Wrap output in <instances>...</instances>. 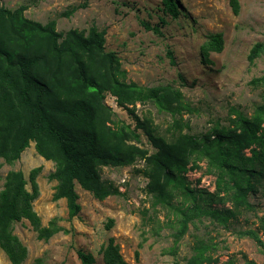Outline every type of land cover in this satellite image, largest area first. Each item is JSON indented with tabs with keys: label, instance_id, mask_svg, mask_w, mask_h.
<instances>
[{
	"label": "trees",
	"instance_id": "16d2710c",
	"mask_svg": "<svg viewBox=\"0 0 264 264\" xmlns=\"http://www.w3.org/2000/svg\"><path fill=\"white\" fill-rule=\"evenodd\" d=\"M0 0V160L15 164L33 142L37 153L55 164L50 179L57 181L55 200L65 199L71 218L81 212L76 186L103 201L118 195L112 183L102 179L105 167L126 168L138 161L144 163L142 173L148 180L146 192L154 207L174 212L169 221L177 244L188 232L189 225L210 216L228 226L242 210L252 209L248 197L257 192L264 181V95L251 117L234 111L227 127L215 126L201 142L185 132L183 112L192 111L179 89L171 86L144 87L127 81V72L115 52L106 50V31L92 26L87 32L57 30V22L46 24L25 16V7L7 9ZM88 1V0H86ZM163 9L173 18L180 14L176 0H162ZM238 15V0H230ZM85 3L82 7H86ZM76 8L65 15H71ZM147 29L159 32L144 24ZM221 34L211 35L201 47L204 64H212L210 54L223 51ZM264 54V44H256L249 55L250 63ZM254 86L264 89V76L253 79ZM111 95L116 105L127 111L134 128L115 119L106 103ZM155 103L173 118L170 135L158 133L151 112L137 114V106ZM142 132L154 152L142 147ZM249 151L251 156H246ZM203 154L216 165L217 190L214 193L190 188L185 174L195 155ZM198 168L197 164L190 170ZM41 168L30 174L31 191L21 170L10 171L0 191V248L11 264H23L27 248L14 234V225L27 220L38 239L48 241L60 229L54 224L43 227L33 203L39 196L37 176ZM224 188H227L224 190ZM224 190V191H223ZM225 192V193H223ZM182 195V196H181ZM182 197L178 206L175 200ZM205 201L225 204L231 208L208 209ZM113 223L107 225L109 229ZM264 231V219H261ZM242 236L253 239L264 255V241L258 232L246 230ZM264 235V234H263ZM218 244L196 237L193 255L186 264H219ZM83 264H94L91 255L79 252ZM105 264H129L120 247L111 238L103 250ZM174 264H181L175 261ZM223 264H235L228 260ZM246 264H256L247 260Z\"/></svg>",
	"mask_w": 264,
	"mask_h": 264
},
{
	"label": "rangeland",
	"instance_id": "374dc122",
	"mask_svg": "<svg viewBox=\"0 0 264 264\" xmlns=\"http://www.w3.org/2000/svg\"><path fill=\"white\" fill-rule=\"evenodd\" d=\"M176 1L180 12L177 18L164 11L162 0H3L2 4L10 10L23 6L28 19L42 24L55 20L59 32L71 29L87 32L92 26L105 30L106 50L118 55L128 82L148 88L171 86L182 92L184 102L192 110L183 112L184 122L190 124V130L185 132L202 142L216 125L231 124L233 110L251 117L263 104L264 89L251 82L264 76V54L254 63H250L249 55L256 44H264V0H238V15L234 14L230 0ZM85 3L87 6L82 7ZM73 8L76 10L71 15H65ZM144 24L159 28V32L147 29ZM215 34L223 36V51L212 52V64H204L201 47ZM106 103L118 122L134 128L135 122L116 105L114 97L108 95ZM146 112H151L158 133L169 136L171 115L152 102L137 106L139 116ZM140 133V145L154 152L146 136ZM245 154L251 156L249 151ZM195 164L198 168L190 170ZM143 167L144 163L138 161L131 167L103 168L102 179L112 183L120 193L103 201L77 185L81 212L71 218L66 200L54 199L58 183L50 175L55 164L42 158L33 142L15 164L0 160V191L6 175L13 170L24 173L27 190L31 191L30 174L41 168L36 178L39 196L33 203L34 210L43 227L54 224L60 229L45 241L38 239L27 220L16 223L14 234L28 250L23 264H83L80 251L91 255L94 264H105L103 250L111 238L129 264H174L175 261L186 264L193 255L196 237L219 245L216 252L219 264L230 259L235 264H246L247 260L264 264V255L256 242L240 235L254 230L264 241L261 229L264 181L248 197L252 209L242 210L227 227L204 216L201 222L196 221L197 228L189 225L187 234L176 244L169 223L174 220V212L154 207L152 197L146 192L148 180L137 173ZM188 168L184 176L191 189L216 192L219 170L210 158L197 154ZM257 170L264 174L263 167ZM182 200L178 197L175 204L179 206ZM210 206L231 208L229 202L202 203L205 209ZM110 220L113 223L108 229ZM0 264H11L1 248Z\"/></svg>",
	"mask_w": 264,
	"mask_h": 264
}]
</instances>
